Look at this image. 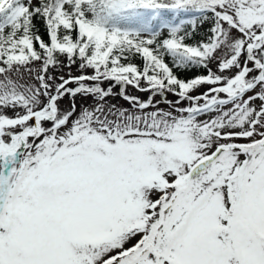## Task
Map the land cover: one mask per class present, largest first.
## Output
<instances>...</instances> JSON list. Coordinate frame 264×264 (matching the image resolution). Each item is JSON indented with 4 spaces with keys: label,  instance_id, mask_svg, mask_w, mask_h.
<instances>
[{
    "label": "snow or ice",
    "instance_id": "1",
    "mask_svg": "<svg viewBox=\"0 0 264 264\" xmlns=\"http://www.w3.org/2000/svg\"><path fill=\"white\" fill-rule=\"evenodd\" d=\"M0 264H264V0H0Z\"/></svg>",
    "mask_w": 264,
    "mask_h": 264
},
{
    "label": "rangeland",
    "instance_id": "2",
    "mask_svg": "<svg viewBox=\"0 0 264 264\" xmlns=\"http://www.w3.org/2000/svg\"><path fill=\"white\" fill-rule=\"evenodd\" d=\"M69 71V69H67V68H65L64 69V72L65 73H67ZM70 71L73 73V74H77L78 73V70H77V68H76V66H73L71 69H70ZM129 91H133L131 88H129ZM136 95H139L141 98H147V93H139V92H137V93H135ZM169 99H175V97H173V96H171V95H169V97H168ZM156 99L157 100H159L160 99V97L159 96H157L156 97ZM114 103H117V104H119V105H124L125 107H127L128 105H127V102L126 101H124V100H122V99H120L119 97H117L114 101H113ZM65 106H67V104H68V101L67 100H65ZM160 107H163V108H166L167 107V104L166 103H161V105H160Z\"/></svg>",
    "mask_w": 264,
    "mask_h": 264
},
{
    "label": "trees",
    "instance_id": "3",
    "mask_svg": "<svg viewBox=\"0 0 264 264\" xmlns=\"http://www.w3.org/2000/svg\"><path fill=\"white\" fill-rule=\"evenodd\" d=\"M36 23H37V26L39 27L41 33H44L43 24L40 21H36ZM179 71H180V74L182 76H188V77H190L192 75L199 74L203 70L202 69H191V70H188V71H184V70H179Z\"/></svg>",
    "mask_w": 264,
    "mask_h": 264
}]
</instances>
